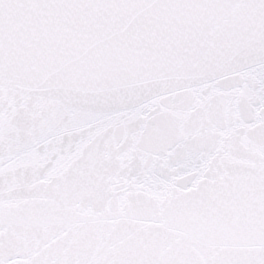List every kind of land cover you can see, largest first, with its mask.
Wrapping results in <instances>:
<instances>
[{"label":"snow or ice","instance_id":"1","mask_svg":"<svg viewBox=\"0 0 264 264\" xmlns=\"http://www.w3.org/2000/svg\"><path fill=\"white\" fill-rule=\"evenodd\" d=\"M0 264H264V0H0Z\"/></svg>","mask_w":264,"mask_h":264}]
</instances>
